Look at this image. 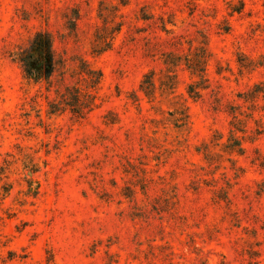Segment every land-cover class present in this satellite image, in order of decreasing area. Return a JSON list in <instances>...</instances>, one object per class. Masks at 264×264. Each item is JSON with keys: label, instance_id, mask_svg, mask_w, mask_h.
<instances>
[{"label": "rangeland", "instance_id": "obj_1", "mask_svg": "<svg viewBox=\"0 0 264 264\" xmlns=\"http://www.w3.org/2000/svg\"><path fill=\"white\" fill-rule=\"evenodd\" d=\"M99 1L0 0V264H264L263 102L247 121L243 155L219 159L214 137L224 141L230 110L247 112L240 96L264 82V0H106L119 5L121 28L96 55ZM39 31L70 68L82 58L101 72L85 118L49 116L53 92L27 87L8 57ZM202 40L207 87L189 98L190 75L176 69L188 124L175 129L173 106L158 95L149 102L139 84L150 71L158 83L164 54ZM74 82L67 72L63 86Z\"/></svg>", "mask_w": 264, "mask_h": 264}, {"label": "trees", "instance_id": "obj_2", "mask_svg": "<svg viewBox=\"0 0 264 264\" xmlns=\"http://www.w3.org/2000/svg\"><path fill=\"white\" fill-rule=\"evenodd\" d=\"M119 1V5H126L124 0ZM119 5H115L111 1H99L97 16L101 25L96 28L92 37L91 51L93 54L99 55L110 49L115 35L121 28V24L115 22ZM233 12L240 13L241 8ZM77 19L78 12L73 10L72 17L67 20V27L71 32L75 30ZM53 43V35L50 32L39 31L32 36L25 46L9 52L8 57L19 66L22 80L27 87L43 86L46 91L53 92V98L47 102V114L49 116L69 112L76 119H83L96 106L95 94L101 82L102 74L100 71L92 69L82 58H77L76 65L70 68L68 62L56 54ZM209 59L207 43L202 40L187 54H164L162 61L165 69L158 83L154 81V74L151 71L144 74L140 81L139 91L149 102H153L158 95L167 105L173 106L167 114L175 129L184 128L188 124L187 106L184 101L180 102L179 98L175 96L178 83L176 69L182 65L188 71L191 82L186 86V95L197 100L201 91L207 87L206 66ZM239 64L241 67L250 69L255 66L256 62L248 59V64L242 65L239 59ZM67 72L75 82L63 86ZM55 78L60 81V86L54 89ZM240 98L246 104L247 112H240L239 109L232 108L230 110L229 129L224 141L222 142V135L216 134L214 136L217 143L216 147L219 148V153L217 152L215 155L219 159L222 154L228 156L243 155L247 121L253 120L259 102H263L260 109L264 111V82L254 84ZM207 146L204 145L199 152L204 155L208 163H211L213 162L211 157L214 153ZM24 168L31 174H35L38 170L37 165L33 164L31 160L24 161ZM32 182V179L26 182V195L35 197L37 186H33ZM2 191L6 192L3 188Z\"/></svg>", "mask_w": 264, "mask_h": 264}]
</instances>
